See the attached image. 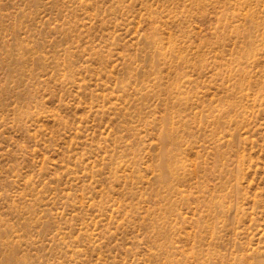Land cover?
Returning <instances> with one entry per match:
<instances>
[{
	"label": "rangeland",
	"instance_id": "obj_1",
	"mask_svg": "<svg viewBox=\"0 0 264 264\" xmlns=\"http://www.w3.org/2000/svg\"><path fill=\"white\" fill-rule=\"evenodd\" d=\"M0 264H264V0H0Z\"/></svg>",
	"mask_w": 264,
	"mask_h": 264
}]
</instances>
